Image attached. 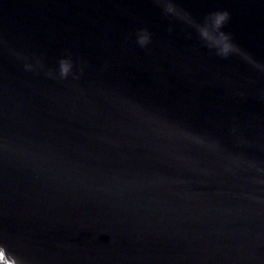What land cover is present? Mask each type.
I'll return each instance as SVG.
<instances>
[{
    "label": "water",
    "instance_id": "water-1",
    "mask_svg": "<svg viewBox=\"0 0 264 264\" xmlns=\"http://www.w3.org/2000/svg\"><path fill=\"white\" fill-rule=\"evenodd\" d=\"M0 250L264 264V0H0Z\"/></svg>",
    "mask_w": 264,
    "mask_h": 264
},
{
    "label": "clouds",
    "instance_id": "clouds-1",
    "mask_svg": "<svg viewBox=\"0 0 264 264\" xmlns=\"http://www.w3.org/2000/svg\"><path fill=\"white\" fill-rule=\"evenodd\" d=\"M167 12L171 13L172 11H174L173 7L171 6H168L167 9H166ZM228 13L227 12H223V13H214L211 15V17H213V26L215 28H221L223 26V24L226 22V20L228 19ZM208 19H206L205 21V24L204 26H202L200 29H199V32H200V35L203 39H205L206 41L210 42L211 41V37L209 35V31H208ZM221 37H222V40L220 42H218V45L223 42L224 43V47L227 49L228 47H232V45L228 42L229 39H228V36L225 35L224 33H221ZM143 42V41H142ZM69 70V65L64 62V61H61L60 63V71H61V75H66L67 72ZM0 251H3V250H0ZM4 252V251H3ZM8 264H10V261H8Z\"/></svg>",
    "mask_w": 264,
    "mask_h": 264
},
{
    "label": "snow or ice",
    "instance_id": "snow-or-ice-1",
    "mask_svg": "<svg viewBox=\"0 0 264 264\" xmlns=\"http://www.w3.org/2000/svg\"><path fill=\"white\" fill-rule=\"evenodd\" d=\"M0 264H8L5 252L0 251Z\"/></svg>",
    "mask_w": 264,
    "mask_h": 264
}]
</instances>
